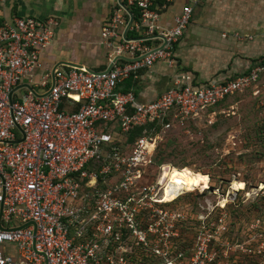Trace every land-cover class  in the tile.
Returning a JSON list of instances; mask_svg holds the SVG:
<instances>
[{
    "label": "built area",
    "instance_id": "obj_1",
    "mask_svg": "<svg viewBox=\"0 0 264 264\" xmlns=\"http://www.w3.org/2000/svg\"><path fill=\"white\" fill-rule=\"evenodd\" d=\"M155 1L112 0L100 29L104 69L44 63L55 18L0 21V264H264L263 237L228 236L222 219L187 222L178 209L155 208L169 203L157 202L151 171L165 132L244 93L263 118L264 141V53L223 81L178 72L140 101L119 85L156 62L177 67L174 46L203 0L168 24L166 4ZM255 227L264 230V219Z\"/></svg>",
    "mask_w": 264,
    "mask_h": 264
},
{
    "label": "crops",
    "instance_id": "obj_2",
    "mask_svg": "<svg viewBox=\"0 0 264 264\" xmlns=\"http://www.w3.org/2000/svg\"><path fill=\"white\" fill-rule=\"evenodd\" d=\"M190 1L156 0L154 5L166 4L162 10V22L168 24ZM112 7V0H5L0 1V21L26 16L55 18L58 26L42 54L44 63L67 62L84 66L82 63L88 62L94 65L93 69H98L103 60L106 64L108 52L102 43L100 29ZM203 17L207 27L205 31L198 27ZM190 20L189 24L193 26L186 34L190 33L194 62L184 64L182 58L175 54L176 48L186 45L188 37L182 35L174 46L175 69L168 68L164 62H156L151 69L139 71V78L131 89L138 100L145 102L157 97L178 72H188L202 83L223 81L240 73L248 61L264 53V0H203L194 6ZM216 31H220L219 35ZM234 33L249 35L253 39L237 42L232 37ZM91 53L97 54L98 61L93 57L87 60L80 58V54Z\"/></svg>",
    "mask_w": 264,
    "mask_h": 264
},
{
    "label": "rangeland",
    "instance_id": "obj_3",
    "mask_svg": "<svg viewBox=\"0 0 264 264\" xmlns=\"http://www.w3.org/2000/svg\"><path fill=\"white\" fill-rule=\"evenodd\" d=\"M191 22L190 20L189 23ZM199 23L198 27L205 31V17ZM192 26L187 25L183 36H187L186 33ZM216 32L219 35L220 31ZM187 37L186 45L176 48L175 52L184 64L195 60L191 52L190 33ZM230 39L228 36L227 40ZM90 57L98 61L95 53L80 54L82 60ZM82 64L87 68H94L92 63ZM104 65L105 60L98 67L102 69ZM202 68L206 70L205 66ZM262 120L256 112L253 95L248 92L214 108L209 116H200L185 129L165 132L155 151L151 168L153 176L160 175L162 166L165 169L175 166L190 175H207L209 188L202 189L200 185L194 191L167 203L164 208H155L164 209L167 214L178 209L187 222L222 219L229 225L228 236L264 238V230L255 227L256 219H264ZM232 181L242 182L244 187L231 191ZM248 193H251L250 196H247ZM158 196H161V190L156 197ZM223 199L227 201L221 207L218 202Z\"/></svg>",
    "mask_w": 264,
    "mask_h": 264
},
{
    "label": "bare ground",
    "instance_id": "obj_4",
    "mask_svg": "<svg viewBox=\"0 0 264 264\" xmlns=\"http://www.w3.org/2000/svg\"><path fill=\"white\" fill-rule=\"evenodd\" d=\"M158 185H160L159 190H161V196L157 202L161 204L172 202L179 196L194 191L200 185L202 189L209 188L207 175H190L175 166L169 169L163 168L162 173L158 177ZM241 187H244L242 182L232 181L230 190L235 192L241 190ZM250 194L248 193L247 196H250ZM226 201V199L219 200L218 204L223 207Z\"/></svg>",
    "mask_w": 264,
    "mask_h": 264
},
{
    "label": "trees",
    "instance_id": "obj_5",
    "mask_svg": "<svg viewBox=\"0 0 264 264\" xmlns=\"http://www.w3.org/2000/svg\"><path fill=\"white\" fill-rule=\"evenodd\" d=\"M131 13L133 15V18L136 19V15H137L136 11L131 9ZM132 35H133V33H129V32L127 34L128 37H131ZM104 68H105V66H104ZM104 68H102V69H104ZM99 69H101V68H99ZM133 86H134V84L130 80H127V81H124L121 85H119V89L124 91V92H129V91H132L131 89L133 88ZM132 92L135 94L134 91H132ZM137 98H138V96H137ZM141 130L142 129L135 130L134 133L130 136L129 140L131 141L134 136L140 135Z\"/></svg>",
    "mask_w": 264,
    "mask_h": 264
},
{
    "label": "water",
    "instance_id": "obj_6",
    "mask_svg": "<svg viewBox=\"0 0 264 264\" xmlns=\"http://www.w3.org/2000/svg\"><path fill=\"white\" fill-rule=\"evenodd\" d=\"M128 14H129V11H128ZM129 16L131 17V15L129 14ZM128 23H130V19H129V22Z\"/></svg>",
    "mask_w": 264,
    "mask_h": 264
}]
</instances>
